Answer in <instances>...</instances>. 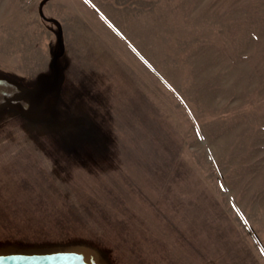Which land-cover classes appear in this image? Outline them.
<instances>
[{
  "label": "rangeland",
  "instance_id": "1",
  "mask_svg": "<svg viewBox=\"0 0 264 264\" xmlns=\"http://www.w3.org/2000/svg\"><path fill=\"white\" fill-rule=\"evenodd\" d=\"M39 1L0 0V69L46 70ZM44 13L113 147L60 169L3 128L0 240L87 239L116 264H264V0H50Z\"/></svg>",
  "mask_w": 264,
  "mask_h": 264
},
{
  "label": "water",
  "instance_id": "2",
  "mask_svg": "<svg viewBox=\"0 0 264 264\" xmlns=\"http://www.w3.org/2000/svg\"><path fill=\"white\" fill-rule=\"evenodd\" d=\"M50 0H40L38 17L53 38L47 43L46 70L33 78L0 69V130L16 123L48 157L82 168L109 160L113 138L91 106L92 92L70 83L71 57L61 23L44 13ZM0 264H116L111 250L96 242L0 240Z\"/></svg>",
  "mask_w": 264,
  "mask_h": 264
},
{
  "label": "flooded vegetation",
  "instance_id": "3",
  "mask_svg": "<svg viewBox=\"0 0 264 264\" xmlns=\"http://www.w3.org/2000/svg\"><path fill=\"white\" fill-rule=\"evenodd\" d=\"M87 83L86 84H91V85H94V84H96V82H94V81H86ZM81 84H83L82 82H80V85ZM91 92H92V94H93V98H92V100H91V105H92V107H93V109L95 110V112H96V114L103 120L102 121V123L104 124V119H103V117H102V115H101V112L102 111H100V110H98L99 108H98V104H99V93H98V91H97V89H94V88H92L91 89ZM3 129H1L0 130V132L2 131ZM59 161H61V160H59ZM54 162L56 163V166L58 167V168H62V169H65V168H67L66 167V165H65V161L63 160L60 164L58 163V161H56V159L54 158ZM106 162H108V161H106ZM105 163V162H104ZM65 165V166H64Z\"/></svg>",
  "mask_w": 264,
  "mask_h": 264
}]
</instances>
